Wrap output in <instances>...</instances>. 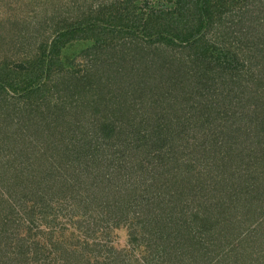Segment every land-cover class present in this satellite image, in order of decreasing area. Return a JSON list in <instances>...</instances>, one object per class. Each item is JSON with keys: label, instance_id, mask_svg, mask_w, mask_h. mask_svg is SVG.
Masks as SVG:
<instances>
[{"label": "trees", "instance_id": "1", "mask_svg": "<svg viewBox=\"0 0 264 264\" xmlns=\"http://www.w3.org/2000/svg\"><path fill=\"white\" fill-rule=\"evenodd\" d=\"M98 1L55 4L50 22L44 15L15 39L35 49L27 65L0 60V264H60L59 249L69 264L64 231L35 230L53 224L50 202L62 193L93 209L88 233L110 240L138 195L133 181L146 178L166 197L160 211L134 204L154 215L158 264H219L222 246H261L250 230L264 217V0ZM212 28L217 42L202 35ZM206 192L219 193L214 215ZM185 208L212 212L198 224L173 217ZM80 242L81 260L91 242Z\"/></svg>", "mask_w": 264, "mask_h": 264}, {"label": "rangeland", "instance_id": "2", "mask_svg": "<svg viewBox=\"0 0 264 264\" xmlns=\"http://www.w3.org/2000/svg\"><path fill=\"white\" fill-rule=\"evenodd\" d=\"M72 1L73 0H0V60L8 58L12 61L16 60L17 63L21 65L22 63H24V65H27L26 59L28 60V58H31L33 55L29 54L27 56L26 55L23 56V54L25 53L26 49L30 53H34L35 49L29 50L28 44L26 43L24 44L25 45V48H24L15 39L19 36L20 32L22 33L25 30L26 25H29L33 23L34 21H36V23L39 22V25H40V19H42L40 17L44 15L48 16L47 21L50 22L49 18H51L52 11L56 9L55 4L57 3L60 4L61 2L71 3ZM78 1H80L81 3L84 2V0H78ZM114 1L115 0H100L97 3L105 2L106 4H112ZM117 1H122V0H117ZM145 1L146 0H134V3H136L140 7L145 3ZM164 2L167 3V0H153L152 1V3H156L157 8H165L169 6L171 9V7H173L171 3L165 4ZM131 9L134 13L140 12V8H135L134 5L131 6ZM173 20H172V17L169 16L167 21H173ZM180 21H181L180 26L184 25V23H187L186 18H184L183 21L182 20ZM205 31H206V34H205ZM214 31H215L214 28H212L211 31L204 29V31H202V35H204L207 40L217 42L219 40V35L221 31L217 32L216 34L214 33ZM88 44L89 43H81V44L76 45V48L78 47L76 49V53L80 52V49H83V47H85ZM74 48L75 47H72V48L67 47L66 49H63L62 53H60V56H58L60 58L59 61L60 60L65 61L66 59L65 55H68L70 52H73ZM187 52H185V54H187ZM77 63L83 64L82 60L77 61ZM77 63L75 62L76 67H74L76 70L79 67L82 68L80 65L77 66L78 65ZM229 139L231 140L230 137H228V140ZM226 152L227 154L232 153V151H230L229 149H227ZM248 171L250 172V170H247V173ZM72 173L75 174V172H72ZM65 174L66 173L64 172L62 177ZM65 178L67 179V174L65 175ZM69 179L72 180V183L75 187V180L77 179L76 175L74 178L70 176ZM146 179H147L146 181L144 179H138V180L133 181V183H135V185L138 187L137 192H136L138 195L134 196L135 197L134 204L135 203L138 204L139 202L144 204V201H147L149 205L151 204L153 206L154 210L157 209V211H160V209L158 208L159 207L158 201L163 202L166 199V197L160 193L162 191H157L156 189L154 191L151 190V188L149 187L150 179L149 178H146ZM190 188L192 189V187ZM178 190L183 192V197H185L184 199L186 200L187 198L190 199L193 197V195L191 196L188 194L189 191L186 189H185L186 192L188 191L187 193L184 192L182 189L178 188ZM144 193L146 194L145 196L146 200L144 199V196H143ZM208 197L210 196L206 192L205 201ZM219 198H220L219 193L213 192L212 197L208 199L209 201H212L213 199V202L215 203L213 204L215 206L213 212L210 211L212 213H210L208 209L206 210L198 209L200 214L195 216V214L192 213L191 208H185V210L182 211L183 213H179L177 215L175 214L173 215V217L179 218V216H181V218L190 219L192 218V216H194V217H197L195 221L198 224L199 219H201V217H204L206 213H210V215L216 214L217 212L216 209L219 207L218 205L220 203ZM52 202H50V204H51L53 213L48 215V220L52 221L53 224L46 225V221L43 220V222L40 223V225L39 224L36 225L35 230H38V231L43 230L45 232L46 230L53 228L56 234L60 232L59 230H61V232L64 231L63 237L68 238L67 242L72 241L71 245L69 246L66 245L65 247V249H67V251L70 252L69 254H67L69 258L67 262L69 264L71 262H76V263L80 262L82 261V259H84V261H86V259H89V260L92 259V262L95 264H99L100 262H103V261H107L110 264H142V263L149 264L146 261L148 260L147 259L148 254H151L149 256V259L153 261V263H156V264L159 263L160 261L159 255L161 254V252L157 251L158 248H156L154 240L150 239V237L153 239L157 237V235L151 234L152 229L154 231H156L157 229L153 227V223L151 221L148 222L149 220L154 218V215L150 214L146 218L144 216V208L142 206L140 207L139 205L136 206L132 204L131 207H129V206L124 205V208H123L124 210L122 208L120 209V211L124 212V214L120 215L119 218L118 217L115 218V222L118 223V221L120 220V226L122 227H116L115 229L113 228L114 230L112 229L110 240H109L108 236L105 238V236L102 237L98 233H97L98 234L97 236V234L95 235L93 233L90 234L87 232L88 226H90V232L93 231L95 233V230H96L95 225H93L92 223L94 220H96V218L94 220L90 219L93 209L87 211L86 209L83 208V205L81 209L77 207L76 205L74 206V203L72 199L70 198V195L64 194V193H62L60 196H57V200L54 203ZM130 210L132 211L130 212ZM85 211H87L86 214H85ZM178 211L180 210L178 209ZM232 211L233 210H231L230 213H228L227 215L222 214L223 216H221V218L224 217L225 220L227 221V219H229L230 216L232 215L231 214ZM37 214L41 215V213H37ZM25 216H26V219H28V215H25ZM221 218H219V221H223ZM79 222H83L82 225H80ZM257 222L259 223L256 224V226L258 225L257 227L254 225L255 230L251 228L250 231L252 233V230L256 232V231H259L260 229L261 234L259 238L257 239V241L259 243L263 242L261 246L258 245L257 242L255 241L253 242L254 245L252 246L251 249H245L243 247V246L249 245V243H240V244L237 243L236 244L237 246L235 245L234 248L232 246H227L228 245L227 244L225 246H222L221 251L220 249L219 251H217L219 252L218 258H221L227 254L226 255L227 259L224 258V262L226 264H258L260 261H262L264 259V217L257 219ZM102 223H103V218L101 219V224ZM228 224L233 225L234 221L230 219V222ZM155 225L156 224H154V226ZM223 225L224 224L221 222L218 229L220 227L221 228L225 227ZM226 228H228V225ZM222 231H223L222 235L226 234V236H224V238L226 237V240H223L224 238L222 236L220 237V239L218 237L217 241L227 242V237H229V234L227 233H229L230 230L228 228L227 230L223 229ZM56 234H54V240L61 241V239L63 238H59V236ZM244 234L249 235L250 233L245 231ZM43 235L38 236V237H45V233ZM73 236H77V237L74 238ZM84 239L90 240L91 244H89V250H84V257L80 260L79 253L82 250V248H81V242L80 243L78 242L79 240H84ZM42 240H44V238ZM75 251L77 253L76 255L73 254ZM57 252L58 251L55 250L52 253V256H56ZM58 254H57L58 257L60 256V264H62L63 261H66V260L61 259V256H62L61 249H59ZM58 257H54L55 261H57ZM224 262H221L219 264H225Z\"/></svg>", "mask_w": 264, "mask_h": 264}]
</instances>
